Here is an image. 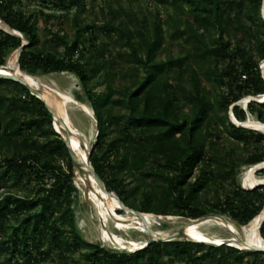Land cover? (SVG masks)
<instances>
[{
    "label": "trees",
    "instance_id": "16d2710c",
    "mask_svg": "<svg viewBox=\"0 0 264 264\" xmlns=\"http://www.w3.org/2000/svg\"><path fill=\"white\" fill-rule=\"evenodd\" d=\"M42 1L60 9L80 2ZM154 1L173 9L166 32L172 41H183L179 47L184 62L173 55L159 57L165 42L160 14L149 25L145 18H137L132 26L115 21L113 16L102 30L115 32V43L123 49L118 56L133 64L127 73L132 84L118 93L111 72L106 73V92L94 95L88 89L89 81L108 66L96 57L92 62V53L85 58L79 49L81 43L95 42L94 37L77 33L73 41L64 42L62 55L44 51L39 46L36 16L28 15L20 0H0L4 24L0 25V66L6 64L10 52L18 50L23 70L70 72L78 77L98 122L90 161L93 178L103 185L104 192H112L127 204L131 195L125 177L150 179L137 205L129 208L193 220L221 214L247 225L264 209V185L242 188L239 169L264 162V134L236 124L230 110L245 97L264 95V20L258 18L264 0ZM5 26L22 34L28 44ZM79 30L93 34L96 26ZM213 31L216 35L210 41ZM244 40L252 43L253 53L246 52ZM102 52L101 48L96 55L104 57ZM169 71L177 78L173 82L166 77ZM206 83L219 87L222 94L212 98ZM116 106L124 108L125 114L116 111ZM183 106L189 118L181 116ZM248 110L264 121V103L251 101ZM232 112L237 121L247 119L246 111L238 105ZM115 130L119 133L112 136ZM223 134L234 145L221 144ZM240 146L243 154L237 152ZM4 150L10 153L8 157L3 156ZM74 165L72 152L53 129L46 102L31 95L30 88L20 81L0 77V190L5 189L0 199V224L24 214L10 235L9 245H0V264H38L45 257L43 242L53 248H68L71 243L78 250L86 246L81 258L72 264H166L165 251L189 264H264V252L246 245L239 249L229 243L160 236L143 249L112 251L86 242L77 229L73 205ZM18 184L26 186L28 194L11 193ZM211 187L213 197L208 198ZM260 234L264 238V222Z\"/></svg>",
    "mask_w": 264,
    "mask_h": 264
},
{
    "label": "rangeland",
    "instance_id": "374dc122",
    "mask_svg": "<svg viewBox=\"0 0 264 264\" xmlns=\"http://www.w3.org/2000/svg\"><path fill=\"white\" fill-rule=\"evenodd\" d=\"M19 5H21L28 15L36 16L40 37L39 46L44 51H52L58 55H62L65 49L64 42L73 41L77 33L78 35L84 33L86 37L95 38V42L91 41L79 45V49H83L85 52V58H88L92 53L94 54L92 62L95 60V57L101 63L104 61L108 62L106 71L100 73L88 83V89L94 95L107 91V72L112 73L110 79L115 93H118L120 89L130 87L133 81V78L127 76L133 64L127 61L128 58L121 59L118 56V54L123 53V49L115 43V32L112 30L107 32L102 30V27L108 24L113 16L115 21H123L127 25L132 26L137 18H145L146 23L149 25L156 19V15L160 14L159 18L165 30V42L162 50H160L159 57L167 59L173 55L179 58L181 62H184V57L180 55L182 50L179 47L180 44H183V41H172L166 32L168 25L167 17L173 9L164 6V4H158L154 0H80L78 5L67 9L54 8L52 2H49V6H46L42 0H20ZM112 10L115 12L111 13ZM126 14L130 15V17H127ZM258 18L259 20H264V7L260 11ZM91 24L96 26L93 34L79 30ZM0 25L4 26L1 20ZM13 33L21 36L24 39L25 45L28 44L27 39L22 34L17 31ZM56 34L63 38V40L58 39ZM214 35L216 33L213 31L212 36L209 38L210 41L213 40ZM234 42L235 40H233ZM92 43H95V46H91ZM244 45L247 53H253L251 42L244 40ZM101 48L104 57H100L99 54L96 55V52H99ZM18 56V50L12 51L7 55L6 64L0 66V77L10 76L16 80L28 83L31 88L30 94L44 100L49 111L52 113L54 131L62 137L74 157L75 191L73 205L77 229L86 242L99 244L101 247L112 251H116L117 249L136 251L147 247L148 243L157 237L168 236L170 238H185L207 244L229 243L237 246L239 249H243V245L255 247L257 250L260 249V247H256L248 241L251 234L248 230V225L252 221L247 225H241L230 217L221 214H210L193 220L179 214H144L129 208V205H137L141 193L148 187L150 179L142 181L139 177L130 175L125 177V183L130 191L129 195H131L127 204L117 198L112 192H105L106 195H102L104 191L103 185L96 183L94 180L90 161V156L99 133L97 118L95 114L91 116L76 110L72 105H68L66 113L69 122H67L60 109L63 104L62 98L56 91L58 89L63 93H67L76 102L85 103L92 109L87 99L86 90L83 88L80 80L75 74L70 72L51 74L30 73L20 67ZM262 65L264 66V62H262ZM137 67L140 69L139 66ZM141 77H144L142 72ZM166 77L171 82L177 79L174 71L167 72ZM27 79L34 82L31 84ZM187 79V75L184 74V82ZM206 87L212 98L222 94L221 89L216 87V85L211 86L209 83H206ZM9 94L12 95V93ZM49 94H52L53 97H49ZM259 97L257 98L260 102H255L259 104L264 103V100H260ZM253 99L249 96L236 103L240 109L245 110L247 113V119L244 122L238 121L236 123H242V127L264 134V130L250 125L251 121L264 125V121L259 118L257 113H252L248 110V104ZM115 110L120 111L122 115L125 114V109L122 107L116 106ZM181 116L185 118L190 117L184 106L181 109ZM93 117L94 120H92ZM230 117L234 118L232 108L230 110ZM58 125L70 131L78 130L82 134L81 136L76 135L78 146L72 142L71 137L60 131ZM117 133H119V130H115L111 135L115 136ZM220 140L221 144L227 147L234 145L233 141H230L226 134H223ZM237 152L243 154L245 151L240 146L237 148ZM122 153H125V150ZM2 154L5 157L10 155L7 150H4ZM82 154L86 156L85 159L82 158ZM199 167L196 171L199 170ZM191 180H194V176ZM32 183L34 184L35 181ZM238 183L244 189H254L257 186L264 185V162L256 165H243L239 169ZM4 191L5 189L0 190V199L5 195ZM209 191L207 197L212 198L213 187ZM10 192L17 196L28 194V190L23 184H18L11 188ZM98 199L100 201L97 203ZM23 218L24 214H18L11 216L8 221L0 224V245H4L5 247L9 245L10 235L19 226ZM262 239L264 238L262 237ZM41 246L42 251L45 252V257L41 258L38 264H62L64 262L72 264L75 260L81 258L82 253L87 248L83 245V249L78 250L72 243L68 248L64 246L53 248L45 242ZM163 261L166 264H189L170 251L164 252Z\"/></svg>",
    "mask_w": 264,
    "mask_h": 264
},
{
    "label": "bare ground",
    "instance_id": "6f19581e",
    "mask_svg": "<svg viewBox=\"0 0 264 264\" xmlns=\"http://www.w3.org/2000/svg\"><path fill=\"white\" fill-rule=\"evenodd\" d=\"M29 81V83H33L34 81L27 79ZM57 94L59 96H61L62 98V106H61V113L64 115V117L66 118L67 122H69L68 119V115L66 113L67 111V107L68 105H72L76 110L84 112L88 115L93 116L94 111L85 103H78L76 102V100L71 97L69 94L67 93H63L60 90L56 89ZM49 97H53L52 94H49ZM260 100H264V96H260L259 97ZM94 120V117L93 119ZM250 125H252L253 127L260 129V130H264V125L257 123V122H250ZM58 128L60 129V131H62L63 133H66V135L68 137H71L72 142L78 146V138H77V134L78 135H82L78 130L74 131V130H67L64 127H62L61 125H58ZM78 152V150H76ZM85 155L82 154V158L85 159ZM102 195H106V193L103 191ZM100 201V199L97 200V203ZM264 216V212H262L260 215H258L254 220H252V222L248 225V230L250 231V237L248 239L249 243L253 244L256 247H260V248H264V239H262L261 235L259 234L258 228L260 225V222L262 220Z\"/></svg>",
    "mask_w": 264,
    "mask_h": 264
},
{
    "label": "water",
    "instance_id": "95a60500",
    "mask_svg": "<svg viewBox=\"0 0 264 264\" xmlns=\"http://www.w3.org/2000/svg\"><path fill=\"white\" fill-rule=\"evenodd\" d=\"M5 28H6V30L7 31H10V32H14L15 30H12L11 28H8V27H6L5 26ZM15 34V33H14ZM5 77V76H4ZM10 77V76H9ZM263 77H264V74H263ZM11 78H13V77H11ZM15 79V78H14ZM16 80V79H15ZM17 81H20V80H17ZM21 83H23L24 85H26V86H28L29 87V85H28V83H26L25 81H20ZM30 88V87H29ZM30 90H31V88H30ZM252 97V96H251ZM252 98H254L253 99V101H257V102H260L259 100H258V98L257 97H252ZM236 105V103L231 107V108H233L234 106ZM232 119V118H231ZM235 123L236 122H238L237 120H236V118L234 117L233 119H232ZM236 124H238V125H242V123H236ZM262 212H264V209H263V211ZM264 222V216H263V218H262V220H261V222H260V225H259V228H258V231H259V234H260V227H261V225H262V223ZM261 235V234H260ZM249 249H251V250H253V251H263L264 252V248H260V249H256L255 247H249V246H247Z\"/></svg>",
    "mask_w": 264,
    "mask_h": 264
}]
</instances>
